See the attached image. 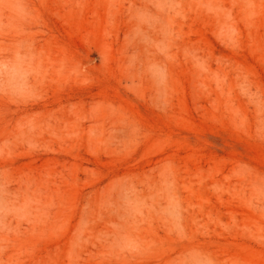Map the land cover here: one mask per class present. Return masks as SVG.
Instances as JSON below:
<instances>
[{
  "label": "rangeland",
  "instance_id": "obj_1",
  "mask_svg": "<svg viewBox=\"0 0 264 264\" xmlns=\"http://www.w3.org/2000/svg\"><path fill=\"white\" fill-rule=\"evenodd\" d=\"M0 264H264V0H0Z\"/></svg>",
  "mask_w": 264,
  "mask_h": 264
}]
</instances>
